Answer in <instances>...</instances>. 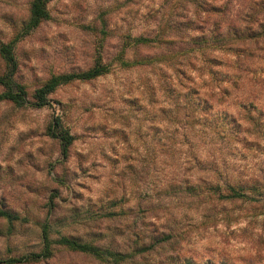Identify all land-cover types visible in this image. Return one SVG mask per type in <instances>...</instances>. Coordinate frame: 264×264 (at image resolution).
Returning a JSON list of instances; mask_svg holds the SVG:
<instances>
[{"label": "rangeland", "instance_id": "1", "mask_svg": "<svg viewBox=\"0 0 264 264\" xmlns=\"http://www.w3.org/2000/svg\"><path fill=\"white\" fill-rule=\"evenodd\" d=\"M32 1L0 0L1 42L18 35L29 19ZM140 4L52 0L51 19L17 44L16 81L26 87L31 100L51 77L92 68L99 52L112 72L92 82L60 87L43 109L0 104V209L20 218L13 225L0 219V262L41 252L46 222L52 240L73 237L114 250L126 249L131 238L122 234L134 222L152 235L169 233L171 226L175 235L156 238L168 240L166 250L135 264H162L168 255L192 264H264V205H227L209 216L203 205L164 195L178 193V188L167 186L181 176L174 178L171 162L155 159L151 151L156 143L168 142L166 133L174 127L167 128V117L160 111L163 99L147 87L151 71L122 70L116 64L120 36L127 28L134 35L143 28L138 9L147 3ZM133 53L130 50L128 56ZM4 70L0 58V74ZM237 86L213 99L215 110L237 116L236 99L254 95L257 108L264 111V69L242 75ZM58 116L75 137L68 159L61 157L58 142L46 135ZM234 152L233 176L264 169L263 147L250 151L238 145ZM21 264L106 263L55 245L51 259Z\"/></svg>", "mask_w": 264, "mask_h": 264}, {"label": "trees", "instance_id": "2", "mask_svg": "<svg viewBox=\"0 0 264 264\" xmlns=\"http://www.w3.org/2000/svg\"><path fill=\"white\" fill-rule=\"evenodd\" d=\"M51 1L33 0L29 19L18 35L9 43L0 41V58L5 65L0 74V104L18 108L32 105L43 109L49 106L50 95L60 87L75 82H92L112 72L111 65L103 62L102 52H99L92 68L53 76L30 99L26 87L16 81L19 67L16 47L51 19L48 7ZM140 2V7L147 3L143 9H138V20L143 28L138 35H134L131 28L123 32L116 64L122 70L151 71L147 87L155 97L163 99L160 111L167 117V128L174 127L166 133L168 142L156 143L151 151L155 159L164 157L171 162L174 178L181 176L180 180L175 179L167 186L169 190L178 188V193L173 191L174 195H164H170V200L180 203L189 199L193 204L203 205L209 216L217 210H224L227 205H264V169L247 176L243 173L233 176L230 172V168H237L232 158L238 145L250 151L264 149V111L257 108L254 95L236 99L237 116L215 110L212 103L216 97L226 96L238 88L242 75L263 73L264 0ZM130 50L134 52L131 58L128 56ZM142 50L146 53H139ZM46 135L58 142L61 157L68 159L75 137L62 117L54 118ZM184 167H187L186 171ZM113 217L116 216L111 214ZM0 219L13 225L20 218L0 209ZM50 228L48 222L42 227L41 252L0 263L49 260L57 245L106 264H135L138 260H145L150 253L166 250L168 240L156 238L175 236L171 226L169 233L154 232L152 235L131 222L122 234L124 238H131L126 249L114 250L110 246H97L73 237L52 240ZM163 259L174 264H192L180 256L168 255Z\"/></svg>", "mask_w": 264, "mask_h": 264}, {"label": "water", "instance_id": "3", "mask_svg": "<svg viewBox=\"0 0 264 264\" xmlns=\"http://www.w3.org/2000/svg\"><path fill=\"white\" fill-rule=\"evenodd\" d=\"M1 264V263H0Z\"/></svg>", "mask_w": 264, "mask_h": 264}]
</instances>
